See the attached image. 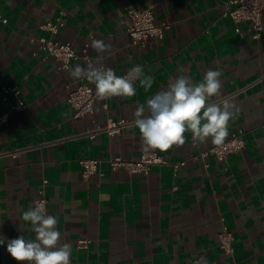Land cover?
Here are the masks:
<instances>
[{
  "label": "crops",
  "instance_id": "0c3cea01",
  "mask_svg": "<svg viewBox=\"0 0 264 264\" xmlns=\"http://www.w3.org/2000/svg\"><path fill=\"white\" fill-rule=\"evenodd\" d=\"M228 0H0V89L17 86L26 111H11L0 126V264H19L7 252V240L35 239L23 212L44 188L47 213L54 215L62 241L72 245L70 264H264V32L254 39L249 22L223 15ZM152 8L157 23H170L163 39L146 48L127 33L126 7ZM60 19L58 34L42 28ZM70 42L81 52L89 43L88 60H74L69 69L39 48L33 38ZM111 45L98 53L92 40ZM103 55V65L116 74L141 65L154 77L147 92L135 82L136 95L111 97L108 109L98 100L95 112L74 119L69 93L86 78L71 77L76 65L86 66ZM183 68L199 83L206 70H223L221 95L240 111L229 122V139L244 130L246 148L226 160L214 156L172 164L212 146L196 144L190 132L185 143L158 152L170 162L148 175L101 171L84 178L80 159L122 156L138 159L141 140L134 125L138 105L146 104ZM1 91V90H0ZM9 106L0 92V115ZM129 121L121 135L90 136L109 120ZM224 140V141H225ZM48 180L44 187L43 181ZM23 225V227H22ZM234 236L233 254L220 246L219 234ZM89 239L88 249L78 241Z\"/></svg>",
  "mask_w": 264,
  "mask_h": 264
},
{
  "label": "clouds",
  "instance_id": "9594fccd",
  "mask_svg": "<svg viewBox=\"0 0 264 264\" xmlns=\"http://www.w3.org/2000/svg\"><path fill=\"white\" fill-rule=\"evenodd\" d=\"M91 47L98 53L111 51V45L102 40H92ZM103 55L86 66L76 65L70 70L75 79L86 78L95 85L99 100L111 97L130 98L136 95L135 82L147 92L154 83V77L146 75L141 65L130 68L126 75L120 76L112 68L103 65ZM221 70L209 69L199 83L185 74L183 68L168 83L166 89L156 92L137 106L134 112V127L138 129L141 151L167 152L174 146L185 143V133L190 132L196 144L211 140L221 145L229 135V122L239 114V107L229 101L217 102L214 97L221 95ZM22 222H30L35 239L23 235L7 240V252L19 264H70L72 245L62 241L57 228L58 220L48 214L43 202L35 201L33 206L23 212ZM23 227V225H22ZM6 238L0 237V245ZM195 264H207L205 257L195 260Z\"/></svg>",
  "mask_w": 264,
  "mask_h": 264
},
{
  "label": "built area",
  "instance_id": "2783aa9c",
  "mask_svg": "<svg viewBox=\"0 0 264 264\" xmlns=\"http://www.w3.org/2000/svg\"><path fill=\"white\" fill-rule=\"evenodd\" d=\"M223 15L231 17L236 23L249 22L254 39H260L264 32V0H228ZM126 19L128 22L127 33L132 39V43L136 46L146 48L152 39H163L166 31L171 29L170 23H157L152 8L138 9L132 4L126 7ZM0 24L7 25L8 19L0 13ZM64 27V23L57 19L47 22L42 28L48 30L51 34H58L60 29ZM32 42H38L39 48L47 53L48 56L54 57L61 63L62 69H69L72 61L90 59V44L84 45L81 52L74 49L70 42H62L53 38L42 37L33 38ZM128 72V71H127ZM127 72L117 74L124 76ZM2 100L8 104L9 111L0 115V126L5 125L10 118V112L26 111L28 106L22 100L19 88L17 86L3 85L0 89ZM101 100L103 107L108 109V100ZM99 99L96 96L95 89L81 83L78 84L68 95V103L74 109V119H79L95 112L96 102ZM129 125L126 119L109 120L107 125L100 128L96 132L90 134L92 138L99 133H106L110 137H116L122 134L123 129ZM245 132L238 130L229 139L225 140L221 145H215L211 148L192 155L189 159L173 163L175 171L185 166L188 160L205 161L208 157L214 156L218 160H226L229 156L242 152L246 148ZM107 162L112 171H125L128 174L148 175L154 166L169 165L170 162L160 155L158 152L143 153L138 159H126L122 156H113L107 160L103 159H80L79 165L82 169L84 178L92 175L100 174L101 165ZM48 184V180L43 181L44 187ZM35 201H41L47 212L48 200L44 193V188L39 192V197ZM220 246L227 255L233 254L234 236L227 230L219 234ZM89 239H80L77 243L79 249H88ZM71 262V260H70Z\"/></svg>",
  "mask_w": 264,
  "mask_h": 264
}]
</instances>
